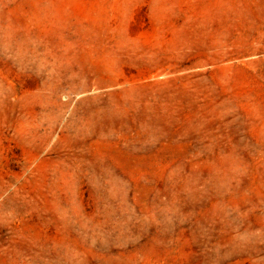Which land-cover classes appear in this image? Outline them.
I'll list each match as a JSON object with an SVG mask.
<instances>
[{
	"label": "rangeland",
	"instance_id": "obj_1",
	"mask_svg": "<svg viewBox=\"0 0 264 264\" xmlns=\"http://www.w3.org/2000/svg\"><path fill=\"white\" fill-rule=\"evenodd\" d=\"M0 264H264V0H0Z\"/></svg>",
	"mask_w": 264,
	"mask_h": 264
}]
</instances>
